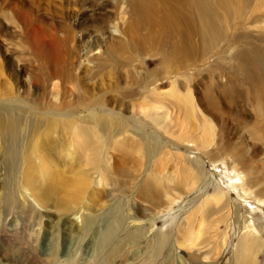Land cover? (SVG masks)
Returning <instances> with one entry per match:
<instances>
[{"label":"rangeland","instance_id":"obj_1","mask_svg":"<svg viewBox=\"0 0 264 264\" xmlns=\"http://www.w3.org/2000/svg\"><path fill=\"white\" fill-rule=\"evenodd\" d=\"M139 2L150 3L157 10V18L162 12L172 11V23L155 21L129 28V22L137 16L133 5ZM201 18L208 26H203ZM46 48L52 50L51 59L43 53ZM17 69L23 71L19 76L14 72ZM33 90L38 91L34 100ZM190 93L203 114L214 121V136L221 138L220 148L212 146L200 157L202 181L190 179L192 169L183 170L189 159L184 144L175 148L179 137L150 126L143 120L145 116L140 117L138 128L149 145L160 144V152L150 159L131 150L133 154L127 156L114 146L108 150L104 143L99 151L103 158L100 167L107 170L109 180L102 176L90 159L100 148L98 141L92 145L91 133L95 130L103 140L105 133L87 124L91 112L103 119L107 116L105 109L111 108L133 124L134 119L128 117L136 114L139 105L158 98L167 102L164 108L172 113V119L183 115L189 118L191 115L182 109L183 99ZM32 101L34 108L28 106ZM54 103L73 114L77 129L84 127L89 133L83 135L88 154L78 155L65 166L52 160V152L47 151L64 135L58 129L45 128L44 119L26 115L36 114L41 107L48 110ZM3 105L0 129L14 118L26 131L36 126L42 129L32 143L28 142L30 133L25 134L24 146L30 151L26 173L30 185L49 183L56 192L49 197L41 195L37 202L27 196V203L3 204L0 264H177L178 258L183 261L180 264H234L236 246L221 240L213 247L197 250L183 243L173 244L174 240L164 236L147 248L145 239L149 236L142 237L139 231H120L125 223L122 218L153 222L157 232L172 228L175 235L182 234V225L187 228L198 224L202 199L196 191L200 185L221 178L215 170L219 163L213 160L221 159L236 167L252 181L254 190L264 187V0H0ZM154 159L160 161L163 175L173 177L171 182L183 178L193 181L181 190L168 192L169 200L176 198V203H167L165 194L152 198L148 190H143L148 180H154L149 175L156 169L152 167ZM18 165V154L7 156L0 164V178L9 177L11 167L16 169ZM55 171L63 173L68 182L60 187L50 183L48 178ZM14 186L16 192L22 191L18 183ZM210 186L208 193L212 191ZM72 190L75 192L70 195ZM56 197L64 201L60 217L71 212L80 215L82 211V215H94L83 222L76 215L73 220L80 227L66 229L63 218L45 211L59 206ZM22 206H29L24 209L26 215L15 217L21 215ZM252 206L256 210L252 215L260 216L262 205ZM250 215L242 207L234 208L228 217L234 225L242 224ZM18 219L22 220L21 226L15 225ZM88 219L91 224L86 226ZM205 219L220 225L224 220L222 215ZM80 224L87 231H81ZM107 226L116 235L111 234L105 249H93L91 241L97 240ZM195 230L201 233L204 228L197 226ZM237 237L235 234L230 242L236 243ZM255 264H264V240Z\"/></svg>","mask_w":264,"mask_h":264},{"label":"bare ground","instance_id":"obj_2","mask_svg":"<svg viewBox=\"0 0 264 264\" xmlns=\"http://www.w3.org/2000/svg\"><path fill=\"white\" fill-rule=\"evenodd\" d=\"M133 8L137 10V16L136 18H134L129 22L128 24L129 28H134L133 26L136 27L139 24L140 25L151 24L154 23L155 21H163L165 23L167 22L168 24L169 22L172 23V16H171V14H173L172 11L171 14L168 13L167 11L162 12L157 18V10L154 9L152 5L148 2L136 3L133 5ZM201 20L204 27L205 24L208 26L206 19L201 18ZM43 53L46 54V56H48L50 59L52 58V50H50V48L44 49ZM19 70L20 69L14 70L17 76L21 75L23 72ZM31 95H32V99L34 100L38 95V91L33 90ZM157 99L158 98L150 102L146 101V103L144 104L141 103V105H139L136 114L133 113L134 115L132 114L130 117H128L130 119H134L132 121L133 124H128V119L125 116H123V114L121 115L120 114L121 112L119 113V111H114L111 108L105 109V111H107V116H105L106 113H104L105 118L103 119H101L100 115L97 114L96 112L90 113V117H88L87 119V124L88 123L92 124V126H90L91 128L96 127L95 129H98L105 133L104 135L105 137L103 140L98 135V133H95V130L93 131V133H91L92 131L90 132L92 134L91 136L92 145L98 141L100 147L97 153L93 152L92 154L91 152L92 155H90V159L91 162L94 164V166L96 167L98 166L97 168H100V170L102 171V176H104L106 179H108V172L106 174L107 170L105 171V169H102L100 167V163L103 158L99 156L102 154V153L100 154L99 151L102 150L101 147L103 146L104 143L105 144L107 143L108 150H110L109 149L110 146L112 147L114 146L118 150L128 154L127 156L133 154L129 152V150H131L133 152L144 153V155L148 156V158L150 159V157H154L160 152V144L157 147L154 145L153 146L149 145L146 142L145 135L141 133L138 128L139 126H141V124L138 123L141 122L140 117L145 116L143 120L146 123H148L150 126H154V128L158 129L160 132L166 131L169 133L172 131L171 132L172 135L175 134L179 137L178 141L174 142L176 144L175 148H178V146L184 144L187 150L186 157L189 159V162L187 164L185 165L183 164L184 165V167H182L183 170L187 168L192 169L193 171H191L190 179H193L195 182L202 181L201 178L203 172L199 168L201 165L200 157L204 155V153L206 154L207 150L212 146H215L217 149L220 148L221 138L216 137L213 134L214 121L208 119L203 114V110L199 108V106L193 99L191 93L187 96L186 99L184 98L185 100L183 99L184 103L182 109L183 113L187 112L191 115L189 116V118H187L186 115H183L181 116V118L172 119V113L167 108H164L166 101L160 102ZM21 102L23 103V101ZM9 103H16V102H9ZM16 105L18 107L20 104L17 103L15 104V106ZM4 106L5 105L0 106V108ZM21 106L25 108L27 107V105L24 106V104ZM28 106L30 108L31 107L34 108L35 104L32 101V104ZM41 109H44V107L43 108L41 107ZM41 109L40 111H36L35 112L36 114L26 113V115L29 117L33 115V117L44 119L45 122L43 125L45 128L47 127V129L48 128L58 129L65 137L63 140L57 141L54 144H52V146L49 145L50 147L47 149V151L52 152L53 155L51 156L52 160H55L58 165L65 166L68 165V163H70L74 158L79 157L78 155L88 154L87 151L90 150L87 149L88 147L86 145V139L83 138V135L88 136L89 133L86 132L87 129L85 130L84 127H80L77 129L76 126L77 122L73 114L62 111L58 103L52 104L51 108L48 110L47 108H45L44 110ZM112 123H113V128L110 129L109 126H111ZM41 130L42 129H38V126L31 127L30 130H27L31 135L30 137L31 140H28V142L29 141L33 142L36 136L40 134ZM27 131L25 127L18 124L17 118H14L7 127L0 129V162L4 164L5 158L7 156L14 154H18V158H19L18 167L16 169H14V167H11V170H13L12 174L9 177L4 176L0 178V208L1 209L3 208L4 203H7L9 206H14L19 201L23 203H27L26 202L27 196H32V198L37 202L38 197H40L41 195H45L46 197H49L51 193L55 195L56 188L53 191V189L49 187V183L48 186L39 185L40 187L35 185L34 187L29 183V176L27 177L26 172L29 171L28 169L29 164L27 162L29 161L28 158L30 157V151L28 152L29 148L27 147V145L24 146V137L25 134L28 133ZM49 133L51 135V132ZM49 133L44 134V137L45 138L49 137L48 135ZM131 135H136L137 137ZM151 140L154 139L151 137ZM33 145L35 144H32V146ZM25 147L27 148V150ZM47 147L48 145L43 147L45 151ZM164 157L167 158L166 153H164ZM157 159L153 160L154 163L152 162L155 165L152 167L156 169H154L153 172L148 171L149 175L154 177V180L153 179L148 180L143 185V190H148V193L152 198H157L165 194L166 196H168L167 203L172 204L173 201H175L176 203L177 202L176 198H171L169 200L170 196L168 192L172 191L173 189H175L176 191L178 189L181 190L187 184L193 181H190L188 178L186 179L187 181H184L183 178L181 179L182 181L177 180L175 182H171L172 181L171 179H173V177L167 174L166 175L162 174V170L160 169L161 164L159 163L160 161L158 162ZM135 162L136 165L139 164L138 161ZM213 162L219 163L216 164L215 170L218 171L221 178L216 179L214 182L210 181L207 185L204 184L200 185L199 189L196 191L199 198L202 199L200 200L202 204L201 205L199 204L200 208L197 210V212H200L198 224L195 223H192V225L189 224V227L187 226V228L186 226L182 225L180 229L182 231V234L175 235L172 233V228L166 229L165 231L163 230L161 232L159 231L157 232V230L154 229L155 226L153 222L147 223L146 220L133 219V218L128 220L121 217L125 221V223L123 229H121L120 232L124 230L126 234L127 232L129 233V232L139 231L142 237L143 235L145 237L149 236L148 239H145L147 240L146 241L147 248L149 247L151 242L155 241L156 239L161 240L164 236H168L169 239H171V241L174 240L173 244L179 245L183 243L184 245H188L191 248L195 247L197 248V250H204L207 247H213L212 244L214 245L215 242L221 240L225 244L229 243L230 246H232V244L236 246L235 257L233 259L234 264H255L256 255L261 249L264 240V187L254 190L253 184L251 183L252 181H249L242 172L236 169V167L228 165L226 161L223 162L221 159L218 161L213 160ZM62 174L63 173L61 172L55 171L51 174V178L49 177L48 180L51 181L50 183L56 182L60 187L68 182L67 179ZM15 183H18V188L22 189V191L20 192L15 191L14 189ZM70 183H72V181ZM209 185H212L210 186L212 187V191L208 193L207 188L209 187ZM72 186L74 188V184ZM72 186L70 187L72 188ZM73 191L74 190L70 192V195H73ZM47 192L49 193L46 195ZM232 194H235V197H232ZM55 200L59 203V206L58 207L53 206L52 208H49L53 211H49L47 208L45 209V211L49 212L52 216L53 215L58 216L57 218L60 220L61 218H63L64 227L65 228L67 227L66 229L74 225L76 227L79 226L77 225L76 221L73 220L76 219L77 214L75 212H71L68 213V215H65L64 217H60L59 211L62 209L64 201L57 197ZM259 204L262 205V207L260 208L261 211H259L261 212L260 216L257 217L255 215H252L254 214V212H256V210H254L252 205H259ZM28 207L29 206L26 207L22 206L20 208L22 209L21 215L17 214L15 215V217L20 218V216H22V218H24V216L26 215L24 209ZM242 207L244 211H248L251 215L247 216L242 222V224H238L237 222L238 220H237L235 221L237 223L233 225L232 219L228 217L229 213L231 211H234V208L239 210ZM83 213L84 211L78 213L80 215H77L78 218L81 217L82 222L83 220H86L89 215H94V213L82 215ZM214 215L223 216L224 218L222 222L223 226H221L222 224L220 225L219 222L216 221H211V220L206 221V219L203 220V218L213 217ZM110 218L115 219L111 215ZM115 220L120 221V218ZM18 221L15 222V225L21 226L22 220L20 219V221L19 222ZM204 222L206 225H207L206 222H208L209 224L206 226L204 225ZM90 224H91V220L88 219L86 222V226H89ZM80 225H81V231L84 230L87 231L86 227H83L82 224ZM167 225L168 224H165V226ZM197 226H199L200 229L204 228V230L201 233H199V231L195 230V227ZM113 233H115L116 235V231L112 230L111 226H107L106 229L101 233L99 238H97V240L96 239L92 240L90 245H92L93 249L95 246H98L99 250L105 249L107 247V240L110 238L111 234L114 235ZM235 234L238 235V237L236 238L237 239L236 243L235 242L232 243L230 241L233 239ZM258 242L261 245H259ZM180 262L183 261L180 258H178L177 264H180Z\"/></svg>","mask_w":264,"mask_h":264}]
</instances>
